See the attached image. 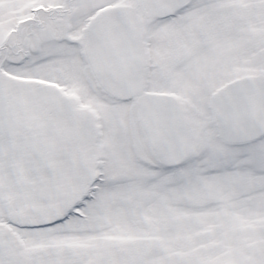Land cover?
I'll list each match as a JSON object with an SVG mask.
<instances>
[{
	"label": "snow or ice",
	"instance_id": "1",
	"mask_svg": "<svg viewBox=\"0 0 264 264\" xmlns=\"http://www.w3.org/2000/svg\"><path fill=\"white\" fill-rule=\"evenodd\" d=\"M0 264H264V0H0Z\"/></svg>",
	"mask_w": 264,
	"mask_h": 264
}]
</instances>
